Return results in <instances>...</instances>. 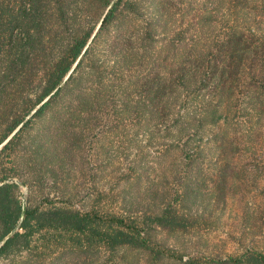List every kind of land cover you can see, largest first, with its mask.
Here are the masks:
<instances>
[{
  "label": "trees",
  "instance_id": "obj_1",
  "mask_svg": "<svg viewBox=\"0 0 264 264\" xmlns=\"http://www.w3.org/2000/svg\"><path fill=\"white\" fill-rule=\"evenodd\" d=\"M19 77L0 118L1 264H264L253 249L216 258L154 238L195 240L199 167L212 162L224 195L229 157L264 131V0H0V86ZM97 133L120 149L105 161L129 159L124 187L147 175L138 134L155 139L151 161L180 167L175 186L141 208H116L133 194L110 187L84 208L63 189L22 203L21 161L31 188L69 183L74 152Z\"/></svg>",
  "mask_w": 264,
  "mask_h": 264
},
{
  "label": "rangeland",
  "instance_id": "obj_2",
  "mask_svg": "<svg viewBox=\"0 0 264 264\" xmlns=\"http://www.w3.org/2000/svg\"><path fill=\"white\" fill-rule=\"evenodd\" d=\"M95 19L96 14L93 11L89 21L92 23ZM15 82L16 85L3 83L0 86V105H3L2 108L0 107V118L10 113L12 108L9 105L20 99L18 97L22 94L23 82L20 77L19 82ZM259 129L264 130V125ZM130 130L134 131L133 128ZM102 136L101 133L93 135V143L90 146H83V151L74 152V171L71 169L68 172L73 181L69 183L62 180L56 185L48 183L40 188H31L29 185L31 174L25 163L21 161L17 167L16 180L25 182L18 187V195L22 203L26 206L35 205L44 197L56 201L62 197L60 192L63 189L67 194H76L75 205L84 208L89 206L90 200H94L93 195L98 188L110 187V191L115 190L120 193L123 190L128 192L126 195L133 194V197L126 199V204L123 205L126 207H122L117 202L116 208H127L129 203L130 208L135 206L141 208L161 194H167L175 186L174 179L178 174L174 170L177 171L180 167L171 157L165 161L159 158L151 161L155 147L152 140L155 139L148 140V136L138 134L133 142L140 140L149 144L147 151L150 155H146L145 164L141 168L147 175L142 176L140 181L132 177V183L124 187V183L119 181V172L126 171L129 159L119 162L114 159V162L105 161L103 158L107 150H110L109 158H112L111 151L120 153V149L114 144L111 147ZM261 136H264V131H261L260 136L255 135V140H251V147L246 145L245 151H238L239 153L229 157L233 176L228 181L229 185L224 195L219 196L214 189L215 184L212 181L216 169H208L212 162L205 160L199 167L204 178L198 183L199 193L194 205L201 218L199 233L195 240L174 239L160 234H154V238L166 246L182 251L195 246L201 252L216 258L236 256L250 249L264 253V139ZM203 150L205 152L206 147ZM56 164L57 162H54V166ZM103 166H107V169L101 172ZM61 167H63L62 163ZM66 175L62 174L63 177ZM21 264H40V262L25 260Z\"/></svg>",
  "mask_w": 264,
  "mask_h": 264
},
{
  "label": "water",
  "instance_id": "obj_3",
  "mask_svg": "<svg viewBox=\"0 0 264 264\" xmlns=\"http://www.w3.org/2000/svg\"><path fill=\"white\" fill-rule=\"evenodd\" d=\"M105 12H106V9L104 10L102 16L100 17V20H99V22H98L97 25H96V28L98 27V25H99V23H100V21H101V19H102V17H103V15H104ZM75 63H76V61H75ZM69 71H70V70H69ZM69 71H68V73H69ZM53 91H54V90H52V91L50 92V94H52ZM50 94H48V95L43 99V101H44L46 98H48ZM17 128H18V126L12 131V133H13L14 131H16ZM14 181H15L17 184H19V185L22 186V184H21L19 181H17V180H14ZM9 234H10V233H9ZM9 234H8V235H9Z\"/></svg>",
  "mask_w": 264,
  "mask_h": 264
}]
</instances>
